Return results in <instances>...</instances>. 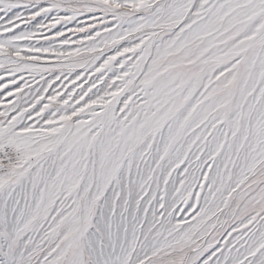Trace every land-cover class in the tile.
Returning a JSON list of instances; mask_svg holds the SVG:
<instances>
[{"label":"snow or ice","instance_id":"obj_1","mask_svg":"<svg viewBox=\"0 0 264 264\" xmlns=\"http://www.w3.org/2000/svg\"><path fill=\"white\" fill-rule=\"evenodd\" d=\"M0 264H264V0H0Z\"/></svg>","mask_w":264,"mask_h":264}]
</instances>
